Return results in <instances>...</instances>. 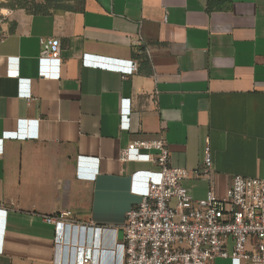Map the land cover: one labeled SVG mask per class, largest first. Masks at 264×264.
Instances as JSON below:
<instances>
[{"label":"crops","instance_id":"crops-1","mask_svg":"<svg viewBox=\"0 0 264 264\" xmlns=\"http://www.w3.org/2000/svg\"><path fill=\"white\" fill-rule=\"evenodd\" d=\"M51 2L0 6V264H54L45 216L56 210L121 241L127 211L158 179L155 150L121 159L134 140L164 137L195 200L212 186L223 197L235 175L264 179V0ZM42 37L60 39V57L41 55ZM16 132L28 138L1 140Z\"/></svg>","mask_w":264,"mask_h":264},{"label":"built area","instance_id":"built-area-1","mask_svg":"<svg viewBox=\"0 0 264 264\" xmlns=\"http://www.w3.org/2000/svg\"><path fill=\"white\" fill-rule=\"evenodd\" d=\"M40 43L42 56L60 57L59 38L42 37ZM83 63L126 75L138 68L135 60L116 64L88 60L87 55ZM20 94L32 98L30 91ZM4 138L27 139L28 133H6ZM141 150L156 151L151 158L159 167L158 179L127 211L123 239H117L113 227L80 221L69 209L56 210L45 216L54 229V264H212L217 259L264 264L263 178L235 175L223 197L212 186L206 199L195 200L182 183L190 171L171 164L164 137L132 141L122 149L121 159L138 161ZM205 152L203 171L211 180L209 144ZM78 171L92 169L81 164Z\"/></svg>","mask_w":264,"mask_h":264},{"label":"rangeland","instance_id":"rangeland-1","mask_svg":"<svg viewBox=\"0 0 264 264\" xmlns=\"http://www.w3.org/2000/svg\"><path fill=\"white\" fill-rule=\"evenodd\" d=\"M22 5H26V7H31L32 6V2H30V0L24 1V0H10L9 2L6 3H1L0 6H6V7H15V6H22Z\"/></svg>","mask_w":264,"mask_h":264},{"label":"trees","instance_id":"trees-1","mask_svg":"<svg viewBox=\"0 0 264 264\" xmlns=\"http://www.w3.org/2000/svg\"><path fill=\"white\" fill-rule=\"evenodd\" d=\"M27 1V0H24ZM57 1V0H56ZM32 2V6L29 8L37 9V10H42L43 8H47L49 4H52L51 0L46 1L45 3H38L35 1H30ZM22 7H26V5H22Z\"/></svg>","mask_w":264,"mask_h":264}]
</instances>
